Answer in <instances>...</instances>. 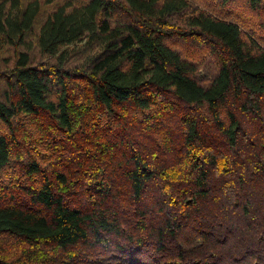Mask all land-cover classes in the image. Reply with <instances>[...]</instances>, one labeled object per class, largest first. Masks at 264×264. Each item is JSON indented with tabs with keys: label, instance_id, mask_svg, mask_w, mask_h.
<instances>
[{
	"label": "trees",
	"instance_id": "1",
	"mask_svg": "<svg viewBox=\"0 0 264 264\" xmlns=\"http://www.w3.org/2000/svg\"><path fill=\"white\" fill-rule=\"evenodd\" d=\"M0 55V264H264L257 34L189 0H0Z\"/></svg>",
	"mask_w": 264,
	"mask_h": 264
},
{
	"label": "rangeland",
	"instance_id": "2",
	"mask_svg": "<svg viewBox=\"0 0 264 264\" xmlns=\"http://www.w3.org/2000/svg\"><path fill=\"white\" fill-rule=\"evenodd\" d=\"M26 1V0H25ZM29 1V0H27ZM44 1V0H43ZM193 5V8L200 9L202 11L208 13L220 14L221 16H225L227 18H232L238 20L243 30L246 34L252 35L257 34L258 39L264 41V30L261 28L255 27V24H259L264 21V12L256 13L251 12L249 10L250 6L247 3V0H189ZM55 5H47L44 6V13L41 16V21L45 20L47 15L50 14ZM191 13V11H189ZM175 48L182 53L185 57L194 61L199 67V78L202 82L208 83L211 81L217 72L218 62L216 58L211 53L210 49L204 48L199 49L196 45L189 43V41L180 40V38H173L171 41ZM8 55V54H7ZM3 57L0 55V61H2ZM81 61L80 59H75L74 64H77ZM1 81V80H0ZM2 82V81H1ZM4 87V85H2ZM9 238H6L4 242L0 245V247H6L8 244Z\"/></svg>",
	"mask_w": 264,
	"mask_h": 264
}]
</instances>
